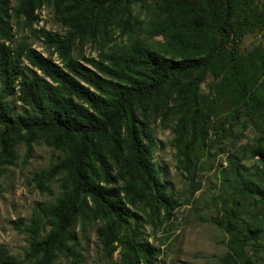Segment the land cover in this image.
<instances>
[{"label": "trees", "instance_id": "1", "mask_svg": "<svg viewBox=\"0 0 264 264\" xmlns=\"http://www.w3.org/2000/svg\"><path fill=\"white\" fill-rule=\"evenodd\" d=\"M13 1L10 7L9 0H0V176L5 166L14 164L16 146H25L27 159L33 145L41 141L56 154L55 160L31 180L42 194L54 195L51 184L55 183L57 194L49 203H36L28 220L11 222L14 231L26 236L27 247L18 261L0 245V264H51L58 257L80 262L70 232L76 222L82 229L99 223L97 240L109 255L119 249L117 264H153L155 249L129 237L125 218L130 215L127 207L141 205L153 216L161 210L167 213L174 204L135 126L148 106L154 111L168 107L159 94L173 90L180 98L175 148L179 162L186 164L193 142L184 144V137L187 125L196 126L199 117L198 84L212 65L220 64L238 98L251 108V126L264 145V116L257 113L264 107V97L259 87L248 92V77L235 70L238 55L231 40L235 0H221L215 43L193 46L191 57L178 60L133 38L136 20L126 6L118 10V0H112L113 10L106 15L128 34L131 43L108 56L83 62L73 59L70 52L73 40L86 27L81 12L86 0ZM50 2L67 35L45 32L42 37L58 53L60 65L31 48L12 50L6 44L11 39L8 11L30 25L37 20L36 10ZM67 3H72L68 12L63 8ZM187 79L193 81L192 87L182 89L180 83ZM11 97L22 107L17 114L7 102ZM253 151L264 177V149L260 146ZM230 166L240 192L264 202V184L244 177L242 166L231 162ZM223 213L210 222L226 234L227 254L241 260L249 241L261 237L263 231L257 226H239L234 209L224 206Z\"/></svg>", "mask_w": 264, "mask_h": 264}, {"label": "rangeland", "instance_id": "2", "mask_svg": "<svg viewBox=\"0 0 264 264\" xmlns=\"http://www.w3.org/2000/svg\"><path fill=\"white\" fill-rule=\"evenodd\" d=\"M118 2V10L126 6L137 22L133 38L162 55L167 53L178 60L191 57L193 46L215 43L221 0ZM100 4H104L102 8ZM9 5L13 7L14 1L9 0ZM71 5L64 4L63 8L68 12ZM110 9L113 10L112 0H86L82 5L86 27L72 42L73 59L79 62L100 59L129 46L131 38L106 15ZM233 10L231 40L238 55L235 70L248 77V92L259 87L264 97V0H235ZM35 15L37 20L29 25L8 11L11 39L6 44L12 50L31 48L60 65L58 53L42 37L45 32L67 35L54 2L42 5ZM224 73L222 65L214 64L198 84L196 101L200 111L196 126L187 125L184 144L192 141L193 150L186 164L179 162L175 148L180 98L173 90L158 96L159 100H167L166 109L154 111L147 105L146 112L137 119L139 124H135L150 150L152 168L160 181L167 183V192L174 202L167 213L161 210L153 216L141 205L127 207L128 235L135 242L155 249L153 264H264V202L240 192L239 181L230 166V162L242 166L244 177L262 186L260 162L252 154L257 147L264 149V145L251 126L248 116L251 108L238 98ZM192 83L187 79L181 81L180 87L190 88ZM7 102L14 114L22 110L15 97ZM191 111L189 108L188 113ZM257 113L264 116V107ZM25 152L23 144L16 146L14 164L5 166L0 176V245L18 261L22 260L27 239L12 229L11 222L28 220L36 203H49L57 194L55 183L51 184L54 195H50L40 193L31 180L34 174L48 168L56 154L41 141L33 145L27 159ZM224 206L236 210L239 226H257L263 231L261 237L249 241L241 260L227 254L226 234L210 222V218L223 216ZM98 225L96 222L82 229L76 222L70 228L75 250L82 257L80 262L58 257L51 264L119 263V249L110 255L102 250L95 234Z\"/></svg>", "mask_w": 264, "mask_h": 264}]
</instances>
